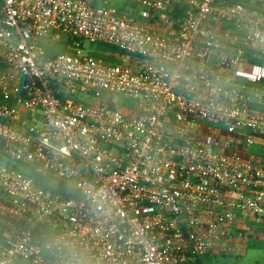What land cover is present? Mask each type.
I'll return each instance as SVG.
<instances>
[{
	"label": "built area",
	"instance_id": "1",
	"mask_svg": "<svg viewBox=\"0 0 264 264\" xmlns=\"http://www.w3.org/2000/svg\"><path fill=\"white\" fill-rule=\"evenodd\" d=\"M115 1L0 0V264H186L264 227V0Z\"/></svg>",
	"mask_w": 264,
	"mask_h": 264
},
{
	"label": "rangeland",
	"instance_id": "2",
	"mask_svg": "<svg viewBox=\"0 0 264 264\" xmlns=\"http://www.w3.org/2000/svg\"><path fill=\"white\" fill-rule=\"evenodd\" d=\"M115 6L119 8H136L137 5L132 2H126L124 0H116L114 3ZM38 44L43 46L46 50L53 53H63L65 44L62 42L52 41L50 37H41L38 39ZM85 51L87 54H91L94 51L95 46L85 43ZM112 52V51H111ZM92 55V54H91ZM107 57V53H106ZM109 60V57H107ZM122 97H118L120 105H125L130 107L132 103H129L125 100H121ZM207 126H210L213 129H224L223 126L218 124L208 123ZM4 163L8 166H13L20 169L22 172L32 171V168L28 165L15 162L8 158H4ZM48 177V176H46ZM47 182L50 183L53 187L57 188L58 181L55 178L47 179ZM244 247L241 250L234 251L232 250L229 254H217L215 256H209L213 258L211 264H264V235L260 238H249L243 242Z\"/></svg>",
	"mask_w": 264,
	"mask_h": 264
},
{
	"label": "crops",
	"instance_id": "3",
	"mask_svg": "<svg viewBox=\"0 0 264 264\" xmlns=\"http://www.w3.org/2000/svg\"><path fill=\"white\" fill-rule=\"evenodd\" d=\"M248 132H241V136L248 135ZM255 142L251 146L250 151L248 152V157L252 161H254L258 166L262 167L264 170V136L263 135H254ZM264 235V227L259 230L258 232H249V238H260Z\"/></svg>",
	"mask_w": 264,
	"mask_h": 264
},
{
	"label": "trees",
	"instance_id": "4",
	"mask_svg": "<svg viewBox=\"0 0 264 264\" xmlns=\"http://www.w3.org/2000/svg\"><path fill=\"white\" fill-rule=\"evenodd\" d=\"M95 46L93 53H91L93 56L98 57V58H103L105 60H108V58L106 57V53L107 52H115L117 51V49L113 46L110 45H106V44H98V45H93ZM64 53H72L73 51L70 50L67 47V44L64 47ZM255 63L259 64V65H264V59L263 60H259L256 59ZM264 85V82H263ZM211 262H213V258L209 257V256H204L202 258H196L195 260L186 263V264H211Z\"/></svg>",
	"mask_w": 264,
	"mask_h": 264
}]
</instances>
